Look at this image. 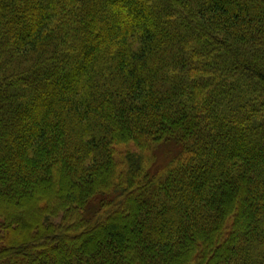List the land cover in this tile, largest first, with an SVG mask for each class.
Returning <instances> with one entry per match:
<instances>
[{"label": "trees", "instance_id": "16d2710c", "mask_svg": "<svg viewBox=\"0 0 264 264\" xmlns=\"http://www.w3.org/2000/svg\"><path fill=\"white\" fill-rule=\"evenodd\" d=\"M0 264H264V0H0Z\"/></svg>", "mask_w": 264, "mask_h": 264}, {"label": "rangeland", "instance_id": "374dc122", "mask_svg": "<svg viewBox=\"0 0 264 264\" xmlns=\"http://www.w3.org/2000/svg\"><path fill=\"white\" fill-rule=\"evenodd\" d=\"M134 149H135V147H134ZM125 150V149H124Z\"/></svg>", "mask_w": 264, "mask_h": 264}]
</instances>
